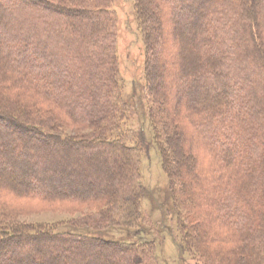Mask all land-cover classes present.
Masks as SVG:
<instances>
[{
    "label": "trees",
    "instance_id": "trees-1",
    "mask_svg": "<svg viewBox=\"0 0 264 264\" xmlns=\"http://www.w3.org/2000/svg\"><path fill=\"white\" fill-rule=\"evenodd\" d=\"M25 1L27 0H19L20 3H17L18 0L17 2L16 0H0V9L6 4L11 7V10H8L9 25L15 26L14 30L18 28L14 35L0 28V64H3L2 68L18 75L22 80L23 75L27 73V68L33 70L34 78L32 77V79L38 82L45 81L48 87L52 88L49 91L53 92L54 97L62 96V105L74 118L95 126L93 128L99 129L100 132L114 131L119 118H116V115L122 113L118 111L120 108L117 98L109 95L112 90L115 91L113 75L116 73V69L112 73L99 76L98 72L96 74L90 66L91 57L88 56V52L98 56L97 54L105 46H100V42L96 45L90 38L101 39L102 33L105 31L108 33L106 35L113 34V28L116 26L112 17L113 13L102 7L99 10H88L83 7L82 10L60 11L56 9L57 6L50 4L47 0H30L31 4L29 3V5ZM105 1L108 3L109 0ZM158 1L160 4L154 2L151 4L150 0H134L139 33L149 56L148 63H154L156 60L157 47L160 44L161 33L164 32V30L161 31L162 25L164 23L168 26L167 12H173L175 4L180 3L177 9L178 13L173 15L174 32L172 36L176 39L175 43L180 46L182 42L184 43L183 50L180 47V69H177L176 72L180 82L185 81V84L183 83V89L177 91L188 101L187 104L194 105L195 109L204 116L200 129L202 128L206 134L205 145L210 153L212 154L215 150L224 166L235 165L239 169L245 168L252 178L251 191L248 190L250 195L240 196L236 192H226L224 195L220 194L222 200L217 201L220 197L218 193L219 197L217 196L210 202L215 213L208 217V224L211 223L215 226L219 224L220 227L232 230L235 235L245 232L243 234L244 242L264 251V242L256 243L264 231V185H262L264 181V44L260 33L253 30L257 26V22L252 18L255 8L248 0ZM37 5L40 7L38 8ZM17 6L19 9H24V12H20ZM158 7L159 10L163 9L165 18L161 15L163 18L160 19V12L157 13ZM26 11L34 13V15ZM88 11L91 13L89 14ZM57 16L65 19L67 23L76 22L75 25L79 26L80 31L78 28V30L74 28V31L71 32L67 27L64 30V27L52 24ZM27 23L30 24L27 25ZM70 34L75 35L78 40L71 37ZM59 40L62 45L56 44ZM167 42H169L168 38L166 44H168ZM23 43L24 53L16 52L15 47L17 48ZM190 43L196 50L198 58L191 54L186 55V48L190 46ZM12 47H14L13 51ZM80 50L82 51L81 55L85 58L83 59L85 67L81 65L82 58L78 54ZM164 50H167V46ZM38 51L40 54H37ZM169 51L165 52L168 54ZM41 52L47 57L49 56L50 62L46 61L47 57H44ZM111 52V48L107 46L105 54L101 53L103 57H100L102 59L97 63L98 67L101 66L100 69H107L114 62H110L112 61L109 56ZM55 59L57 60L55 61ZM54 62H59L66 70L60 71ZM157 76L154 73L147 74V82L150 85L148 90H153L151 83H154ZM199 77L201 81L206 82V89L199 86L197 80ZM94 81L97 83L107 82V84L104 86L95 85ZM33 87L36 89L35 86ZM205 97L207 100L202 101ZM20 111L23 116H15L12 113L7 116L0 108V121L4 120L8 126L13 127L15 132L21 134L30 132L40 139H52L58 148L52 150L46 147V150L43 151L45 154L39 157L35 156V158L29 154L26 155L33 165H35L34 159H37L38 164L46 163L50 167V170L42 171L50 176L42 181L44 185L33 184L30 181L33 177L24 171L25 179L12 176L10 183L0 179V182L2 181L0 184L5 186L4 188L21 197H33L47 201L72 198L94 201L104 198L107 200L104 208L107 209L100 212V220L108 227H124L128 223H132L133 216L140 217L138 219L141 220L144 219L140 193L130 181L129 151L132 148L122 136L109 137L97 133L98 135L83 140L63 138L60 135L46 132L45 128L28 120L27 117H30V114L26 109L20 108ZM123 115L125 119L124 112ZM149 116L145 104L140 103L132 109L131 120L135 133V147L140 151L137 170L140 182H144L143 158L147 157L151 150L155 149L159 153L163 172L167 173L166 153L153 130ZM113 120H115L113 128H108ZM2 135L0 133V143ZM73 143L79 144L80 150L89 151L90 148L94 151L92 154H82L80 166L75 164L76 168L74 166L72 175H70L72 177H68L66 184L59 183L56 169L67 167L71 152L66 148L77 146ZM61 145L65 148L63 149ZM103 154L111 159L113 165L118 167L114 176H111L108 169L106 174H103L104 177L110 179L113 186L116 185L114 194L106 191L98 180L93 179L98 176L93 174L92 168L89 169L90 165L97 169V158ZM8 156L14 162L13 152H10ZM28 170L30 169L27 168L26 171ZM2 172H5L4 168H1L0 176H2ZM74 176L80 180H72ZM1 188L3 187L1 186ZM116 206L123 211L120 212V215L110 219L109 211L111 210L108 209L115 210ZM262 211L263 218L260 217ZM162 213L163 226L155 235L154 246H150L156 249L157 241H159L158 235L169 233L172 234L174 240L177 239L175 242L180 252L186 254L191 251L192 253L191 249L194 247L190 245V233L187 232L189 236L184 237L185 235L181 232L180 227L176 226L168 210L163 209ZM247 213H250V216ZM134 240V242H129L93 233H78L75 230H67L59 226L12 224L5 227L2 225L0 226V256L5 249H9L2 257L7 261L12 259L19 263L23 262V264L35 261L39 264H56L50 262L52 257L66 258L67 264H90L91 262L97 264H147L142 261L147 244L140 243V239ZM47 246L51 251L47 249ZM196 250L200 255L202 254L203 258L207 256L205 251ZM255 251L256 249L250 251L252 252L249 253L250 259L256 258L253 253ZM62 253L64 256L61 257ZM232 255L236 260L228 261L229 264H245L247 256L243 254L242 250L238 249L237 254ZM261 257L264 261L263 254L260 259ZM109 258H113V262H110Z\"/></svg>",
    "mask_w": 264,
    "mask_h": 264
},
{
    "label": "rangeland",
    "instance_id": "rangeland-1",
    "mask_svg": "<svg viewBox=\"0 0 264 264\" xmlns=\"http://www.w3.org/2000/svg\"><path fill=\"white\" fill-rule=\"evenodd\" d=\"M47 1L57 6L56 9L60 11L67 9L82 10L83 7L88 10H99L102 7L113 13L112 17L116 25L113 28V34L106 35L108 33L105 31L102 33L101 39L98 37L90 38L96 45L100 42V46H105L101 52L99 51L98 56L92 55L91 52H88V56L92 60L89 61L90 66L95 70V73L98 72L99 76L109 72L112 73L116 69V73L113 75L115 78V84H113L115 91L112 90L109 95L117 98L120 108L118 111L122 113L116 115V118H119L116 121L115 129L111 132H100L99 129L93 128L95 126L74 118L62 105V96L54 97L53 92L49 91L52 88H49L45 81L38 82L32 79L33 70L28 68L26 69L27 73L23 75V80L25 79L23 81L18 75L3 69V64H0V108L7 116L11 113L15 116H23L20 108H24L29 111L30 117H27L28 120H32L34 124L45 128L46 132L60 135L63 138L83 140L98 134L109 137L122 136L132 148L129 151L131 164L130 181L140 193L144 219L141 220L138 219L140 217L133 216V220L131 219L132 223H128L124 227H108L100 220V212L107 209L104 208L107 204V200L104 198L103 200L94 201L84 198L47 201L33 197H21L0 184V226L5 225L7 227V225L12 224L59 226L67 230H75L78 233H93L129 242H134V239H140V243L147 244L142 258V261L147 264H226V262L229 264L228 261L236 260L232 254H237L238 249L242 250L243 254L247 256L245 264H264L262 257L260 259V256L264 255V251L258 249L257 246H250L246 241L244 242L243 234L245 232L235 235L232 230L220 227L219 224L217 226L211 223L208 224L207 221L210 214L213 216L215 213L210 202L217 198L218 193L219 196L220 194H226V192H236L240 196L247 195L248 190L251 191L252 178L246 172L247 170L245 171V168L239 169L235 165L224 166L215 150L212 154L210 153L205 145L206 134L202 128L200 129L204 116L195 109L194 105L187 104L188 101L177 91L178 89H183L185 84V81L180 82L176 72L177 69H180V47L183 50L184 43L182 42L180 46L175 43L174 40L176 39L172 36L174 32L173 15L178 13L177 9L180 3L175 4L173 12H167L168 26L161 22L163 23L161 31L164 30L165 33L163 31L161 33L162 38L160 37L159 40L160 44L157 47L155 62L148 63L149 56L143 38L139 33L134 11V0H109L108 3L105 0ZM248 1L255 8L252 18L257 22V26L253 30L260 33L264 44V0ZM150 2L153 4L154 1L150 0ZM17 3H20L19 0ZM25 3L31 4L30 0L25 1ZM154 3L158 4L159 1L157 2L156 0ZM6 5L0 9V28L14 35L18 28L14 30L15 26L9 25L8 17L10 15L8 10H11V7ZM103 5H106V7H103ZM37 7L39 8L40 6L37 5ZM17 9L20 12H24V9H19L18 6ZM157 9V13L160 12V19H162L163 15H165L163 14V9L159 10V7ZM28 13L34 15V13ZM88 13L90 14L91 12L88 11ZM248 16L251 15L248 14ZM52 24L64 27V30L67 27L71 32L74 31V28L80 31L79 26L75 25L76 22L67 23L60 16H57ZM70 36L78 40L75 35L70 34ZM167 38L169 39L168 44H166ZM56 44L62 45L60 40ZM107 46L112 51L109 55L112 59L110 62H114L107 69H100L101 66L98 67L97 63L102 59L100 58L103 57L102 54H105ZM165 46H167V50H170L168 54L165 52L167 50H164ZM23 47L24 43L17 48L15 47V51L23 54ZM186 52V55L191 54V56L198 58L197 52L191 43L186 48ZM41 53L44 57H47L43 52ZM37 54H40V52L38 51ZM78 54L82 58L81 65L85 67L83 64V59L85 58L81 55L82 51L80 50ZM48 57L46 61L50 62ZM54 64L58 65L60 71L66 70L59 62H54ZM149 73L158 75L156 80L153 81L154 83L150 82L153 85L152 91L148 90L150 85L147 82V74ZM197 80L202 89L207 88L204 80L201 81L200 77ZM94 84L104 86L107 82L97 83L94 81ZM205 100H207L206 97L202 99V101ZM140 103L145 104L148 108L153 130L165 150L167 160V173L165 174L161 166L159 153L155 149L151 150L147 157L144 156L142 168L144 182H140L137 175L140 151L135 147V133L131 120L133 107H137ZM114 122L115 120L108 128H113ZM0 133L4 135H2V142L0 143V170L1 168L5 169L0 179L10 183L12 176H16L18 179H25L24 175L28 173V175L33 177L30 180L33 184L41 183L44 185L42 181H45L50 176L42 171L50 170V167L46 163L40 162L38 164L37 159H34L35 165H33L26 155L29 154L34 158L35 156H43L45 154L43 151L46 150V147L52 150L58 148L55 141L52 139L45 140L46 138L40 139L38 136L30 134V132L22 134L15 132L13 127L8 126L4 120L0 121ZM74 145L77 146L66 148V150L68 149L71 152L67 167L56 169L59 183L66 184L68 177L72 175L75 164L80 166V156L82 154H92L94 151L90 148L89 151H83L80 150L79 144ZM61 147L65 148L63 145ZM10 152H13L14 162L8 156ZM97 159V169L93 168L92 165L89 167V169L92 168L94 170L93 174L98 176L97 178L93 177V179L98 180L106 191L114 194L116 185L113 186L110 179L104 177L103 174H106L108 169L111 176H114L118 171V167L113 165L111 159L104 154L98 156ZM27 168L31 171H26ZM73 179L76 181L80 180L75 176ZM262 185H264V181ZM221 200L222 196L217 199V201ZM163 209L168 210L176 226L178 225L183 235H185L184 237H187L188 233H190L191 243H189L191 247H194L191 249L192 253L191 251L186 254L180 252L176 243L177 239L174 240L172 234L169 233L159 234V241L156 240L157 247L153 249L155 235L163 226ZM108 210H111L109 211L110 219L120 215V212L122 213L123 211L118 206H116L115 210L111 208ZM260 213V217L263 218V211ZM247 215L250 216V213H247ZM259 237L257 244H260L261 241L264 242V231ZM48 246L47 249L50 250ZM196 249L202 252L205 251L207 258H203L202 254L200 255ZM254 249H256L253 252L256 258L250 259L249 253H252L250 251ZM8 250L5 249L2 255ZM2 255L0 256V264H23V262L19 263V261L12 259L7 261ZM62 256H64V253H62ZM26 259L29 260V258ZM50 260V262H55L56 264H67L68 262L66 258L58 259L52 257ZM109 261L113 262V258H109ZM29 264L39 263L35 261L33 263L29 262ZM90 264L97 263L91 262Z\"/></svg>",
    "mask_w": 264,
    "mask_h": 264
}]
</instances>
